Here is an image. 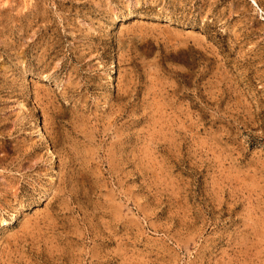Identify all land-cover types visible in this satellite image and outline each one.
Here are the masks:
<instances>
[{
  "label": "rangeland",
  "instance_id": "374dc122",
  "mask_svg": "<svg viewBox=\"0 0 264 264\" xmlns=\"http://www.w3.org/2000/svg\"><path fill=\"white\" fill-rule=\"evenodd\" d=\"M0 264H264V0H0Z\"/></svg>",
  "mask_w": 264,
  "mask_h": 264
}]
</instances>
